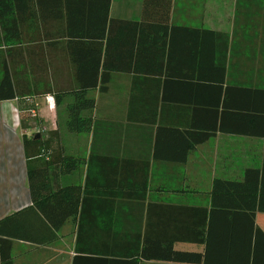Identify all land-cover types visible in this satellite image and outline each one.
<instances>
[{
	"label": "crops",
	"instance_id": "0c3cea01",
	"mask_svg": "<svg viewBox=\"0 0 264 264\" xmlns=\"http://www.w3.org/2000/svg\"><path fill=\"white\" fill-rule=\"evenodd\" d=\"M4 3L0 87L61 94L29 161L23 136L39 132L0 99V219L28 208L31 237L0 233V264H264V0H77L69 34L61 0ZM81 85L96 104L72 132ZM34 169L39 203L78 189L43 204L73 213L57 227L32 209Z\"/></svg>",
	"mask_w": 264,
	"mask_h": 264
},
{
	"label": "trees",
	"instance_id": "16d2710c",
	"mask_svg": "<svg viewBox=\"0 0 264 264\" xmlns=\"http://www.w3.org/2000/svg\"><path fill=\"white\" fill-rule=\"evenodd\" d=\"M77 0H61V6H62V21L65 25L66 33H71V29L75 23H77L76 19L73 18V9L71 4L73 5ZM103 1V12H105L104 4L106 3V0ZM109 3V4H108ZM111 0H107V8L110 7ZM5 12V3L4 0H0V19L3 21V13ZM110 21H112L110 19ZM96 85H81L77 87L76 89L71 90V94L73 96V101L68 103L66 107L67 112V127L72 132H84L86 131L91 124L92 117L88 114L93 111L95 108V99L91 96H88V90L91 88H95ZM100 91H106L108 89V86L106 84L100 85ZM1 94L0 99L5 98H16L19 103L24 105V109L20 108V113H22L24 110L28 111L30 109V103L27 101V98H33L32 96H39L37 94H30V91L28 93H17L16 89L14 87H10V90H6L4 86L0 87ZM69 92V91H68ZM61 92L56 91V93L53 95L46 94V95H52L54 97L55 102L59 101ZM41 135V133H40ZM36 134H34L32 137L23 136V143L25 148V153L27 160L35 159L36 155L41 152V149L43 148V144L45 143L41 136L37 139H35ZM46 150V147H45ZM53 158V157H52ZM52 158H50L48 163L52 162ZM64 159H67L69 163H71V166L69 169L74 168L76 165L77 160L71 156L66 155ZM36 170H30L29 171V185H30V192H31V198L33 202V210L35 212L37 210H41L42 214H44L46 222L50 223L51 226H59V224L71 216L72 212H66L64 213L61 218L56 221L53 219V216L51 213H48L44 208L43 204L45 205L46 201L49 202V206H51V202L53 201L54 197L53 195H62L65 194L68 191H75L77 187H65L64 189H58L55 192L50 191L46 197L41 195L40 197V203H39V197H38V190H37V183H36ZM226 184L228 185V190L234 189L238 191L239 197H244V189L243 186L246 184L245 182H234V181H226ZM217 186V183H216ZM253 209L254 211L264 210V200L263 198H258L257 195L253 196ZM28 208H24L10 216H7L3 219H0V233L9 235V236H19L24 239L31 238L28 236L27 230L19 231L20 225L23 222V215L28 211ZM55 232V231H54ZM49 237L50 239L54 237L55 233ZM147 236V233H146ZM28 240V239H27ZM49 240V239H48ZM196 240V239H194ZM202 240V239H201ZM140 254V247L137 246L136 250L133 252V254H130L131 256H134L138 258ZM2 264H12V261L9 257L4 256V259L2 257Z\"/></svg>",
	"mask_w": 264,
	"mask_h": 264
},
{
	"label": "rangeland",
	"instance_id": "374dc122",
	"mask_svg": "<svg viewBox=\"0 0 264 264\" xmlns=\"http://www.w3.org/2000/svg\"><path fill=\"white\" fill-rule=\"evenodd\" d=\"M32 97L33 98L30 100V108L33 106L36 107V114L33 115V114H31V112H28V111L26 112V114L20 113L21 119H23V117L30 119L28 121H25V119L21 120L22 130H25L28 127H31V128H33L34 133H36V132L40 133L41 132V133L45 134L47 131V128L44 126H41L43 118L41 117V115H39V110L42 107L43 102H45L50 109H54V108H56V106L54 107L51 100H49V95H43L40 97L39 96L38 97L32 96ZM42 125H44V124H42Z\"/></svg>",
	"mask_w": 264,
	"mask_h": 264
},
{
	"label": "built area",
	"instance_id": "2783aa9c",
	"mask_svg": "<svg viewBox=\"0 0 264 264\" xmlns=\"http://www.w3.org/2000/svg\"><path fill=\"white\" fill-rule=\"evenodd\" d=\"M32 98H27V101L30 103V100H31ZM49 100H51V102H52V104H53V106L55 105V100H54V97L52 96V95H49ZM35 105V104H34ZM33 108V109H32ZM28 112H31V114H33V115H35L36 114V107H31L29 110H28Z\"/></svg>",
	"mask_w": 264,
	"mask_h": 264
},
{
	"label": "water",
	"instance_id": "95a60500",
	"mask_svg": "<svg viewBox=\"0 0 264 264\" xmlns=\"http://www.w3.org/2000/svg\"><path fill=\"white\" fill-rule=\"evenodd\" d=\"M39 137H40V134L39 133H36L35 139H37Z\"/></svg>",
	"mask_w": 264,
	"mask_h": 264
}]
</instances>
